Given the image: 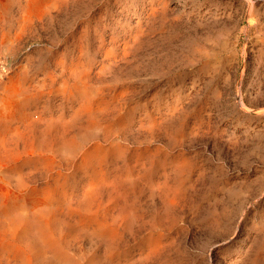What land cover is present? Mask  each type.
Wrapping results in <instances>:
<instances>
[{"label":"rangeland","instance_id":"rangeland-1","mask_svg":"<svg viewBox=\"0 0 264 264\" xmlns=\"http://www.w3.org/2000/svg\"><path fill=\"white\" fill-rule=\"evenodd\" d=\"M28 2L0 0V100L26 75V86L46 85L32 104L45 119L69 116L76 90L60 91L62 72L77 64L102 103L92 133L79 138L88 151L105 149L80 167V153L60 169L23 167L25 207L55 178L63 207L78 210L97 172L128 181L117 189L132 214L123 226L109 203L110 243L96 224L65 218L54 233L58 260L40 264H264V0ZM252 185L259 196L247 202ZM110 190L97 186L95 202L108 206ZM251 214L258 242L249 248Z\"/></svg>","mask_w":264,"mask_h":264},{"label":"bare ground","instance_id":"bare-ground-1","mask_svg":"<svg viewBox=\"0 0 264 264\" xmlns=\"http://www.w3.org/2000/svg\"><path fill=\"white\" fill-rule=\"evenodd\" d=\"M35 1L29 0L28 3L32 5ZM83 71L84 69L76 64L72 65L68 72L65 70L62 72L64 76L67 75V79L63 81L62 88L64 89L60 91L64 93L68 86L76 90L75 93L69 92V101L76 103L69 116L55 118L50 113L49 118L45 119L43 116H45L46 108L43 106L38 111L37 107L32 104L36 105L43 97L42 92H39L38 89L46 87V85L44 83L40 86H26V75L17 78V81L13 82V86L5 91L3 102L0 100L2 103L0 106V188L2 189L0 195V264H11V261L14 264H33L35 261L40 264L47 258L51 260L59 258L58 252H56L58 240L54 233L61 231L62 228L59 227L61 221L65 224V218L73 215L78 217L81 224H96L97 232L106 236L110 243L114 237V230L105 218L110 208L109 203L119 204L120 224L127 226L130 223L132 214L126 203L127 191L124 187L117 189V185L123 186L128 184V181L124 183V180L120 178V182H118L117 176L107 181L101 179L97 172H93L87 181L88 188L82 194L81 204L77 205L78 210L71 206L63 207V203L66 204L69 201L58 194L59 191L56 188L59 186L57 183L59 179L55 178L52 179L51 187L47 186L41 193L42 198L36 205L26 208L27 200L25 201V197L22 198L21 189L26 185V178L22 174L23 167L60 169L73 164L77 153L82 156L78 164L80 167L87 163L91 164L94 156L105 149L101 143L97 142L88 151L82 144L84 140L79 138L80 133L84 138L90 136L92 126L96 125L94 120L98 118L97 113H100L101 110L98 107L102 104L100 103L96 107L99 99L89 92L91 80L87 72ZM54 83L55 80L51 79L49 85L53 86ZM96 95L101 97L100 94ZM32 107L34 111L30 110ZM83 120L85 123H82ZM103 142L108 143L111 147L116 145L108 139H103ZM261 160L264 164V156L261 157ZM11 174L16 175L17 178V184L13 186L15 191L11 189L10 185ZM160 177L164 180L163 192L165 199L168 200L172 195V190L167 185L170 175L162 173ZM104 185L111 187L108 206L107 204L103 205L102 202H95L97 186ZM52 186L54 189H51ZM261 186L263 188L259 194L264 190V176L259 187ZM259 187L256 185L250 187L246 198L247 202H255L259 196ZM3 188H8L9 192ZM9 193L14 195V200H9ZM20 200L21 205L16 204ZM134 216L137 217L136 214ZM249 218L251 219L247 224V231L248 236H252L248 246L250 245L249 248H252L258 242L257 237L253 236L258 228L253 221L254 215L251 214ZM116 220L113 218L114 223L117 222ZM263 221L264 213L260 224H263ZM228 225L232 226L233 220L230 219L229 222L228 219ZM254 235L256 236V233Z\"/></svg>","mask_w":264,"mask_h":264},{"label":"built area","instance_id":"built-area-1","mask_svg":"<svg viewBox=\"0 0 264 264\" xmlns=\"http://www.w3.org/2000/svg\"><path fill=\"white\" fill-rule=\"evenodd\" d=\"M4 70H5L4 66L0 65V72L4 74L3 72Z\"/></svg>","mask_w":264,"mask_h":264}]
</instances>
